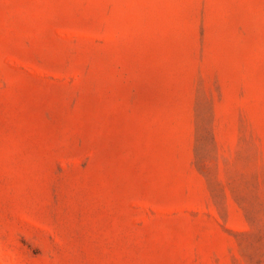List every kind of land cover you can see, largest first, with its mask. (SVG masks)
<instances>
[{
    "label": "rangeland",
    "instance_id": "rangeland-1",
    "mask_svg": "<svg viewBox=\"0 0 264 264\" xmlns=\"http://www.w3.org/2000/svg\"><path fill=\"white\" fill-rule=\"evenodd\" d=\"M0 264H264V0H0Z\"/></svg>",
    "mask_w": 264,
    "mask_h": 264
}]
</instances>
